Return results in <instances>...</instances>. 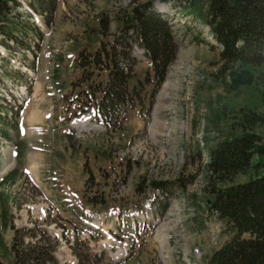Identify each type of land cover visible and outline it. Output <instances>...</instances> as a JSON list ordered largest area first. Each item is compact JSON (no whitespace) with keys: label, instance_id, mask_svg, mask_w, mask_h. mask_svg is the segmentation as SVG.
<instances>
[{"label":"rangeland","instance_id":"rangeland-1","mask_svg":"<svg viewBox=\"0 0 264 264\" xmlns=\"http://www.w3.org/2000/svg\"><path fill=\"white\" fill-rule=\"evenodd\" d=\"M21 1L20 21L39 33L16 34L19 44L0 34V104L15 107L13 98L23 105L17 131L11 118H0L7 134L0 137V261L14 264V240L31 239L16 228L36 226L58 264H203L231 233L207 207L211 182L225 188L262 172L254 156L245 172L215 181L206 162L217 141L245 129L264 139V64L226 66L204 22V0H54L52 12L43 0L30 16V0ZM144 3H165L173 15L169 23L180 38L171 65L179 64L177 80L186 87L166 77L152 99L150 86H139L140 113L152 101L149 116L129 108L127 93L124 124L105 130L87 120L73 127V96L109 76L108 68L78 67L76 53L111 41ZM136 58L130 93L147 68ZM245 71L250 82L233 85L232 76ZM154 181L171 183L172 196L152 188ZM136 208L131 218L126 211ZM96 214L99 229L87 223Z\"/></svg>","mask_w":264,"mask_h":264},{"label":"trees","instance_id":"trees-1","mask_svg":"<svg viewBox=\"0 0 264 264\" xmlns=\"http://www.w3.org/2000/svg\"><path fill=\"white\" fill-rule=\"evenodd\" d=\"M35 1L37 4H32L30 0L29 7L40 12L45 4L43 0ZM46 2L52 12L55 1ZM204 3V22L210 27L220 58L226 66L229 63L253 66L264 64V0H204ZM21 7L20 0H0V34L17 44L20 41L16 34L32 30L38 33L36 26H29L27 23L23 25L20 21L25 14H19L16 10ZM25 13L30 16L27 10ZM132 19V22L119 29L111 42H102L93 53L85 51L79 54L78 66L82 69L90 70L91 66L108 68V83L103 89L102 99V106L106 108L121 106L128 93L127 82L131 77L134 61L131 56L132 39H138L151 62L153 79L147 74L144 81L149 83L153 80L152 95L163 82L179 47L170 24L152 3L135 6ZM47 23L49 22L46 21ZM129 29H132V34H129ZM121 62L127 63V70V66H122ZM244 73L246 75L235 73L231 83L240 85L250 82V73ZM247 119L259 121L253 117ZM254 156L260 157L255 163L262 170L260 174L246 182L225 188L217 187L211 182V198L207 207L217 214L231 233L206 258L204 264H264V139L250 129H245L233 137L219 140L208 152L206 169L211 180H231L237 173L245 172L252 166ZM170 184L154 181L152 188L171 197L173 186ZM95 199L91 197L88 201L96 203ZM161 206L159 209L163 211L167 200ZM33 227L15 229L16 232L30 234L31 239L26 244L20 237L18 241L14 240V264H58L52 255L53 248L49 247L42 235H36L37 231ZM85 264L90 263L87 261Z\"/></svg>","mask_w":264,"mask_h":264}]
</instances>
